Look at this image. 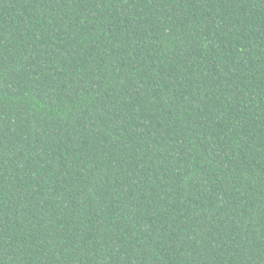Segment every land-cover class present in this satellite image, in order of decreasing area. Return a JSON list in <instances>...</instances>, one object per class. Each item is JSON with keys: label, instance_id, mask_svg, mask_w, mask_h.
Returning <instances> with one entry per match:
<instances>
[{"label": "trees", "instance_id": "trees-1", "mask_svg": "<svg viewBox=\"0 0 264 264\" xmlns=\"http://www.w3.org/2000/svg\"><path fill=\"white\" fill-rule=\"evenodd\" d=\"M0 264H264V0H0Z\"/></svg>", "mask_w": 264, "mask_h": 264}]
</instances>
